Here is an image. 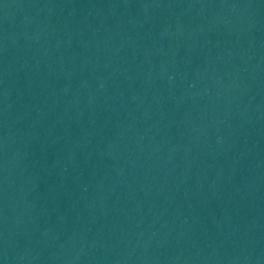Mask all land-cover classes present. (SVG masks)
Wrapping results in <instances>:
<instances>
[{
  "label": "water",
  "instance_id": "95a60500",
  "mask_svg": "<svg viewBox=\"0 0 264 264\" xmlns=\"http://www.w3.org/2000/svg\"><path fill=\"white\" fill-rule=\"evenodd\" d=\"M0 264H264V0H0Z\"/></svg>",
  "mask_w": 264,
  "mask_h": 264
}]
</instances>
